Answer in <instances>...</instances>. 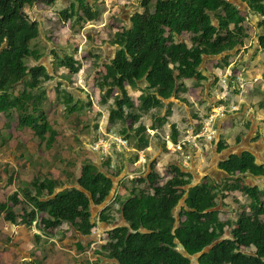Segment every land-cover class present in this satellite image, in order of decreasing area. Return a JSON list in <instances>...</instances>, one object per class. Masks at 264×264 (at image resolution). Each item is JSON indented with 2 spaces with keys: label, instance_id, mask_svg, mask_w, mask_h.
<instances>
[{
  "label": "trees",
  "instance_id": "trees-1",
  "mask_svg": "<svg viewBox=\"0 0 264 264\" xmlns=\"http://www.w3.org/2000/svg\"><path fill=\"white\" fill-rule=\"evenodd\" d=\"M38 1L0 0V113L8 117L6 127L9 128L17 117L19 129L32 130L54 159L64 161L60 157L64 146L51 149L58 134L69 133L71 125L77 130L81 127L85 134L80 139L76 137L78 144L80 140L88 139L93 131L81 115L84 99L75 96L66 86L61 89L58 85L55 89L62 96L65 107L62 116L70 125L59 123L60 117L51 122L49 110L45 108V84L57 75L72 77L80 71L82 63L67 53L64 56L56 53V69H49L44 61H40L44 48L37 46L45 43L42 38L48 37L53 25L51 20H33L27 14L26 9ZM44 1L50 5L56 2ZM61 1L65 5L61 10L62 18L81 26L97 17L101 2ZM247 2L249 9L230 0H141L139 10L128 19L129 22L120 16L122 30L114 32L104 47L105 57L96 55L90 69L99 72L96 85L101 93L105 92L101 103L114 98L109 118L112 122L122 123L118 133L127 138L132 147L141 150L151 145L145 125L136 127L145 113L152 108L161 113L162 108L168 106L164 116L153 114L154 121L163 123L176 100L188 102L180 96L188 89L187 79H193L197 88L206 89L209 80L203 67L206 57L222 55L227 65L230 57L242 48L248 38L244 26L247 15L264 16V0ZM130 4L121 0L114 3L118 13ZM245 11L250 13L244 14ZM261 26H264V20ZM185 33L191 35V43L182 38ZM258 34L264 54V32L260 30ZM61 68L68 72L60 73ZM130 89L140 90L138 104ZM207 108L211 109V105ZM191 113L201 119L198 111L192 109ZM130 121L132 125L128 127ZM155 127L153 124L151 128ZM10 138V135H1L0 146L7 144ZM239 139L240 136L237 141ZM174 141H178L176 130ZM227 147L221 139L219 151ZM106 164L112 166L109 161ZM219 168L229 175L226 180H232L223 183L222 187L201 183L188 188L194 175L178 164L172 165L171 177L163 184L153 166L146 177L134 179L130 194L121 201L125 224L108 232L109 240L103 248L107 257L117 259L121 264H194L195 258L198 264H264V184L262 187L248 185L244 183V177L239 176L249 173L264 177V162L258 163L253 153L244 151L220 161ZM4 170L10 177L9 182L12 181L14 170L8 167ZM62 170L65 179L38 173L33 180L23 183L9 195L8 201L12 205L0 201V215L6 211L7 220L15 224H32L45 213L41 218L45 232L68 224L74 231L90 236L98 223L92 219L91 201L96 205L108 201L114 189L113 177L118 172L109 174L87 157L84 164L70 163ZM138 183H148L151 191L138 189ZM234 191H241L249 198L250 210L247 211L245 205L240 206L237 220H223L217 209L218 200ZM121 198L115 196L101 210L98 221L113 222L111 211ZM183 199L185 204L176 216L175 210ZM22 200L30 208L26 206L22 214H17L13 206ZM234 200L239 202L237 198ZM228 230L231 236L224 237ZM36 237L40 235L36 234ZM252 248L255 249L252 251Z\"/></svg>",
  "mask_w": 264,
  "mask_h": 264
},
{
  "label": "rangeland",
  "instance_id": "rangeland-1",
  "mask_svg": "<svg viewBox=\"0 0 264 264\" xmlns=\"http://www.w3.org/2000/svg\"><path fill=\"white\" fill-rule=\"evenodd\" d=\"M102 1H104V4L102 3ZM115 1L116 0H101L98 6L99 12L97 14V17L91 20L90 22H87L84 26H81L79 24L74 25L72 24L73 20H64V18H62L61 10L63 9V6L61 5L60 0H56V2L51 5L45 2L44 0H40L38 2H35L32 7L26 9L27 14L33 20L37 19L41 21L45 18V20L47 19L52 21L53 27L50 28L49 32L47 33L48 37L45 36L44 33L43 38L41 36V38L44 39L45 43H39V45L41 46H37L44 48V55L40 59V61H44V63L48 65L49 69H56V53H59L62 56L67 53L68 55H74V57L76 59H79L82 63L80 71L76 74H73L72 77L57 75L54 77V79L48 81L45 84V87L47 88V100L45 102V108L49 110L48 115L51 122H54V118L60 117L59 123L70 125L69 120L62 116V111L65 107L62 103V96L58 94L55 89L58 85H60L61 89L66 86L69 91L75 93V96H80L84 99L83 104L81 105V115H83L84 117L85 124L89 126V128L93 132L92 134H90V137L88 139L80 140L78 144L76 143V137H79L80 139V136L82 134H85L83 133V129L81 127L77 130L71 125L69 128V133L58 134L57 142L52 146L51 149L53 150L55 148H63V146L65 148V146H67L68 149L64 150L63 148V151L60 153V157L64 158V162L61 158L54 159L53 154L51 152H48V149H46L45 146L42 145V143L39 139H37V136L32 130L19 129L17 117H15L11 121V125L9 128L6 127L5 123L8 120V117L3 113H0V136L3 134H5L6 136H11L7 144L0 146V180H2L0 182V200L2 203L7 202L9 203V205H12V202L8 201L9 195L14 190L22 186L23 183L26 184L33 180L38 175V173L44 174V176H46V174H50L54 177H62L65 179L66 175L65 173L63 174L62 169L65 167L68 168L70 163H76L77 166L84 164L85 157L96 161V163L101 166V169L105 172H109V174L118 172V175L114 176V180L117 185L113 189L108 201H106L102 205H96L94 201H91L94 211L99 210L106 203L110 202L111 199H113L115 196L120 195L124 197L129 194L130 190L133 188V179H135L136 174L142 172L145 173L146 171L147 173L149 172L150 166L153 165L152 160L155 159V157H158L159 154L162 152L160 151L157 153L160 148L165 153L166 150H168L169 152H179V155L182 156V158H178L181 163L188 162L187 164H189V166L192 165L190 157H192V153L195 155L196 148H194V143L186 142V144H181V149L178 150L175 149L177 145L171 144V141L174 140L173 137L175 130L179 135L180 141L182 142L184 141L183 139H185V137H189L190 135L194 134L192 132L194 130V125H192V123L195 124L198 122L197 118H190V104L188 105V102H181L180 100H176V103L180 105L175 103L173 106H171V111L169 115H167V118L163 123L156 120L154 121L153 114L157 113L158 115L164 116L167 113L166 111H168L169 109L168 106L163 107L161 113H158V109L152 108L150 111H148L142 116L141 120L138 123H136V127L140 124L145 125L147 129L146 133L149 134V136L151 137V142L154 148L153 150H150L151 148H146L150 150V152H148L149 154H144L145 158L143 159L145 162L141 166H135L138 170H132L131 172L134 173H131V176H128L126 179L124 178L126 174V171H124V167L126 166L124 165L123 158L125 156L122 154L124 150L117 152V150L112 147L111 150L107 152L103 151L102 155L97 154L98 156L90 150L92 149L91 147L95 142L104 145L113 141L125 139V137H121L118 133V131L123 127L122 123L120 121L112 122L109 118V110L110 106H112V104L114 103V98L110 97L108 99V103H101V100L105 97V92L101 93V90L96 85V81L99 77V72L90 69V66L96 59V55L101 54V58L105 57L106 53L104 47L108 45V41H111L114 32L120 29L122 30L121 27L123 26V23L120 21V18L117 17L111 19L113 18V16L111 14L109 15V11L112 12V7ZM121 2L131 3L130 7L132 9L136 8V10L137 7L141 5V0H121ZM131 8L128 9V17H130V15L132 14L133 10H131ZM246 12L247 11H245V13ZM248 13L250 12H247V14ZM117 15L118 12L114 14L115 17ZM245 25L246 24H244V26ZM245 29V33L248 35V40L245 39L243 47L238 52L239 54H237L235 57H232V60L234 62L237 61L238 65L248 61L252 57V51L256 47V41H258V36L256 34L257 28L252 22H249L247 26H245ZM182 38L188 43H191L190 34L185 33ZM70 39H72L73 41H71ZM69 40L72 45L69 43ZM253 57L255 61H258L260 57V52L256 53ZM205 62L207 64L205 63L203 67L207 69V72L211 66H213L214 68L216 67V69H218V67L221 68L227 63L224 56L220 57L219 59L214 58V60H206ZM59 71L60 73H67L68 69L61 68ZM259 82V80L253 81L251 82V84L252 86L256 85V83L258 85ZM216 84V80L213 79L211 85L212 94L210 93L208 95L207 89L201 90L199 87L197 88L194 85L193 79L186 80V86L188 89L187 91L180 93L181 97L186 98L189 102L194 104L195 109H199L202 112L204 118L210 115L214 111V108L216 106L215 102L217 100L212 95H215V97H220L226 94L228 95V93H230V97L228 96L230 98L228 103L235 102L236 104H240V107H238L237 105L233 106V111L227 110L225 113V119H219L218 121H214L216 128L213 134V137L215 138L214 140H208L206 136L202 138L203 140H207L209 142V145L206 148L208 156L206 158L207 160L203 162V166L205 167L203 168L202 173H200L198 170H195V174L196 172H198V174L197 179L194 181L193 184L201 183L202 181L206 182L209 179L210 183L216 182L213 176H216L219 179L222 178L218 175H212L210 173L211 170H209L210 166L212 167V162L215 163L214 165L219 164L217 158L221 156L219 154L220 152L216 150L212 152L211 150L212 146L215 145V141L217 139L219 140L220 138H223L224 141L232 143L231 145L235 146L236 150L245 146L253 147V143H264V119L253 120L252 116H249L252 113L254 117H256L257 114H261V117L264 118V93H255L253 94V97L250 95V93L246 94L244 102L240 103V99L237 98V90L239 91L237 87L231 85L229 89H227V85L220 86L221 84ZM241 85L244 86V83H239L240 87ZM254 88L255 87L245 90V92L243 93L245 94L249 91L251 92V90ZM208 90L211 89L209 88ZM130 92L132 93L134 100L138 104V97L141 93L140 90L130 89ZM203 97H207V99L205 100L210 101L209 105L212 106L211 109H207L208 105L206 106L200 103V100ZM204 98L202 100H204ZM236 112L238 113L235 114ZM84 113L86 114L84 115ZM216 117L217 116H215L214 119H216ZM248 121L250 123L249 125H247ZM252 121L254 124L252 123ZM206 123L207 119L204 120V123L198 124L202 127V129L200 128V130L203 131L206 128ZM153 124L156 125L154 129L151 128ZM127 125L128 127H131L132 122H128ZM219 128L221 129L220 132ZM239 136L240 139L239 141H237ZM197 142L200 141H195V143ZM123 143L125 145H129L128 142ZM70 147L72 149H70ZM64 151L65 153H63ZM23 152H26L27 155L25 156ZM183 152L185 153L184 155H182ZM188 152H192L190 156L187 155ZM126 153L132 155V160H135V152L126 151ZM258 155L260 156V160L263 161L264 149L260 150ZM183 156L185 158H183ZM179 160L177 161V163L179 162ZM193 160L196 159L193 157ZM108 161L110 162V164H112V166L109 167L108 164H106V162ZM194 162L199 163L198 160ZM4 166H7L9 169L14 170V174H16L15 168H17V172H19V177H13V180L10 181L9 184H7V182L9 181V175L5 173L3 177ZM78 168L81 169V167ZM191 170L193 171L194 169ZM156 171L161 176L160 182L162 184L165 183L171 177L172 174V171L170 170V166L168 164L166 165V170H161L160 172L158 170ZM239 176L244 177V183L246 182L250 185L255 184L259 187H262L264 184V177L262 176L255 177L251 174H248V177H246L245 175ZM120 182L121 185H124V188L118 191L117 186L120 185ZM228 182L231 183L232 180H225L222 183ZM136 186L138 187V189H145L146 191H151L148 188V183H138ZM234 198H237L239 202H236ZM122 200L123 199L121 198V200L118 201V204H116V206L112 210V215H114V217L117 219H120L121 208L119 207L121 206ZM249 203V198L245 194H243V192H227V197L224 199L220 198V200L218 201L217 209H220L221 219H232L234 221L238 219V216L240 214L238 209H240V206L245 205V209L247 211L250 210ZM181 205H183V203H181ZM181 205H179L175 210L176 215L179 214V209ZM24 207H26V201L24 200L20 202V204H14L13 206L15 212L19 214L23 213ZM3 213L6 214V211H4ZM3 216L0 218V228H3L2 226L5 223L11 224L9 220H7L6 218L4 219ZM39 216V222H37L36 225H39L43 214H40ZM118 226L119 225H115L114 228ZM104 229H106L105 226L103 229L102 226H98L94 230V233L95 235H97V237H104L103 239L101 238L99 241V243L101 242L102 248L106 247V243L109 240V234L105 232L106 230L103 231ZM68 232L69 229L67 228V226L61 225L54 228L53 236L57 239V241L61 242L60 240ZM3 234L5 233H2L1 235L3 236ZM227 234L231 236L230 230L227 231ZM71 238L74 239L73 236H71ZM77 241L81 240L78 238ZM97 243L92 244L91 248L89 249L91 253L94 252V247H96ZM254 249L255 248H252V251ZM36 261L38 260L36 259ZM85 264H89V262H85Z\"/></svg>",
  "mask_w": 264,
  "mask_h": 264
},
{
  "label": "crops",
  "instance_id": "crops-1",
  "mask_svg": "<svg viewBox=\"0 0 264 264\" xmlns=\"http://www.w3.org/2000/svg\"><path fill=\"white\" fill-rule=\"evenodd\" d=\"M230 1L233 2L234 4L238 5L239 7L249 9V4H248L247 0H230ZM60 3L63 7L65 6L61 0H60ZM130 8H131L130 6L124 7L123 12L118 13V15L114 18H117V17L120 18V16L122 15L124 18L125 17L127 18L126 22H129L128 19L130 20L131 17L133 16L134 12L139 10V7H137V10H136V8H133V9L131 8V10H133V11H132V14L130 15V17H128L127 13H128V9H130ZM109 12H110L109 15L111 14L112 16L117 12L114 4L112 7V12L111 11H109ZM244 14H247V12L246 13L244 12ZM249 15H247V18L245 21V24H246L245 26H247V24L249 22H252L254 24V26L257 28L256 34L259 37L258 32L260 30L262 32H264V26H261V21L264 20V16H261L260 14H252L250 16ZM114 18H111V19H114ZM259 43L260 42H259V38H258V41H256V47L252 51V57L248 61H246L240 65L237 64L238 63L237 61L234 62L232 60V57H235L237 54H239L238 53L239 51H238V52H235L230 57L227 65H224L221 68L218 67V69H216V67L214 68L213 66H211L210 69L208 70V72L206 69L204 71V73L209 77V81L206 82V89L208 91L207 94L209 95L212 92V86L211 85H212L213 79L216 80V83H217L216 85H218V84H221L220 86L227 85V89H229V87L231 85L237 87L239 89V91L237 90V94H238L237 98L240 99L239 100L240 103L244 102L246 94L250 93V95L253 97V94H255V93H259V92L264 93V54H263V51H262ZM258 52H260V57H259L258 61H255L253 56H255V54ZM220 57H222V55H219L218 57H206L205 61L206 60H209V61L214 60V58L219 59ZM205 61H204V63H206ZM187 80H190V79H187ZM257 80L260 81L258 83V85L256 83V85L252 86L251 82L257 81ZM239 83H244L245 86L240 87ZM215 87H214V89H215ZM252 87H255V88L252 89L251 92L249 91L245 94L243 93V92H245V90H248ZM209 88L211 90H208ZM240 93H242V94H240ZM212 96L217 100L215 102L216 106L223 105V106L227 107L228 110H231L232 106L237 105L238 107H240V104H236L235 102L234 103L233 102L228 103L230 100V98H229L230 93H228V95L226 94V95L220 96V97H215V95H212ZM202 99L200 100V103L202 105H206V106L209 105L210 101L205 100V99H207V97L204 98V100H202ZM187 104L188 105L190 104L189 105V113H190L191 119H194V117L191 113L192 109L198 111L201 115V119L200 120L197 119V121H198L197 123H195V124L192 123V125H194V130L192 132L194 134L190 135L189 137H185V139H183V140L189 139V143H194L193 144L195 146L194 148H196L195 155L192 152H188V154H187L190 156L192 153V157H190L192 165L189 166V164H187L188 162L187 163L186 162L181 163V161L178 159V158H182V156L179 155V152H174V151L169 152L168 150H166V153H165V152H163V150L161 148L157 151V153L160 151H162V152L159 154L158 157H155V159H153L152 162H153L154 167L156 165L155 169L158 170L159 172L161 170H166L167 164L170 166V169H171L173 164H178V165H181L182 168L185 169L186 171L192 172L194 175V180H193L192 184L187 186L189 188L190 186H193L196 184H201V183H207L208 184V183H210V179H209L206 182L202 181L201 183L193 184L194 181L197 179V174H198V172H196V174H195V170H198L200 173H202L203 168L205 167V166H203V162H205L207 160L206 158L208 156V152L206 151V148L209 145V142L207 140L202 139L204 136L203 137H195V136L202 132V130H200V128L202 129V127H201V125H198V124L204 123V120L207 119L209 117V115L204 118L202 115V112L199 109H195V106L193 103L188 101ZM178 105H180V104H178ZM211 108H212V106H211ZM237 113L238 112H236L235 114H237ZM249 116H252L253 120L254 119H256V120L264 119L261 117L262 116L261 114H257V116L254 117L253 113H252ZM225 118L226 117L224 115L222 117H219L218 120L219 119L223 120ZM252 123H253V121H252ZM258 123H259V121H258ZM249 124L250 123L248 121L247 125H249ZM220 131H221V129L219 128V132ZM218 135H219V133H218ZM173 139H174V137H173ZM178 139H179V135H178ZM221 139L223 140V138H220L219 140L217 139L215 141L216 142L215 145H213L212 149H211L212 152L215 150L220 152L219 154L221 156L217 158L219 162L227 159L232 154H241L244 151H250L251 153H253L255 155L256 161L258 163L264 162V160L263 161L260 160V158H259L260 156L258 155L259 151L264 149V143L263 142L253 143L252 144L253 147L245 146L243 148L236 150V147L231 145L232 143L225 141L228 144V147L222 151H219L218 143ZM197 140H199L200 142L195 143V141H197ZM179 141H180V139H179ZM172 142H174V141L172 140L171 144H172ZM147 148H151L150 150H153L154 147L152 145V142H151V145ZM258 148H259V151H258ZM145 149H143V157H142L140 155L141 154L140 152L142 151V149L137 150L134 147L123 148L124 152L122 154L125 156L123 158H124V165L126 166V167H124V171H126V174L124 176L125 179L128 176H131V173H134V172H131L132 170H135V171L138 170V169H136L135 166H141L145 162L143 159V158H145L144 154L150 152V150H148V149L145 150ZM90 150L95 155H97V154L102 155V153L99 151H94L93 149H90ZM118 151L119 150H117V152ZM126 151L127 152H135V154H136L135 160H132L133 156L126 153ZM184 154L185 153L183 152L182 155H184ZM193 157L196 160H198L199 163H195L194 161H196V160H193ZM183 158H185V157L183 156ZM178 160H179V162L177 163ZM214 164L215 163L212 162V167L210 166V169H209V170H211L210 173L212 175L221 176L222 178L219 179L218 177L213 176L215 178L216 182H213L210 184H214L218 187H222L223 186L222 182H224L229 177V175L225 171H223L221 168H219V164L218 165H214ZM152 166H150L149 171H150ZM6 167L7 166H4V168H3V177L5 175L4 169ZM15 169H16L15 176L19 177V172H17V168H15ZM191 169H194V170L192 171ZM139 171H141V170H139ZM146 173H147V171L145 173H143V172L137 173L135 179L139 176L146 177L149 172L147 174ZM248 174H245V176L248 177ZM240 175H242V174H240ZM251 175H253V174H251ZM9 178L10 177H8V179ZM124 178H123V180H124ZM1 181L2 180H0V182ZM9 183L10 182L8 181L7 184H9ZM119 184L120 185L117 186L118 191L122 190L124 188V185L123 184L121 185V182ZM116 185H117V183L114 184V188L116 187ZM248 185H250V184H248ZM253 186H256V185L254 184ZM16 190H18V188ZM16 190H14V191H16ZM131 190H130V192H131ZM130 192H129V194H130ZM129 194H127V195H129ZM126 196L122 197V199H124ZM186 196H187V194L185 195V198H186ZM111 200H113V199H111ZM108 203H106L104 206H102L97 211H94L93 207L91 208L92 219L97 220V222H98L97 227L102 226V229H103L105 226L106 229H104L103 231L106 230L105 231L106 233H108L110 230H112L115 225H121V226L124 225L125 221H126V220H124V217L122 214H120V219H117L114 217V221L111 223H107L104 221H98L99 213ZM181 203H183V205L185 204L184 199L182 200ZM181 203H180V205H181ZM116 204H118V203H115V206H116ZM26 206L28 208H30V205L29 206L26 205ZM179 211H180V209H179ZM175 213H176V211H175ZM17 214H19V213H17ZM41 214H43V216L46 215L45 213H41ZM2 216L5 219L4 213H2L0 215V218ZM176 216H179V214ZM39 217L40 216H38V219H39ZM9 222L11 224L5 223L2 226L3 228H0V235L2 233H5V234H3V236L2 235L0 236V264H79V262H80V264H85V262H89V264H121L117 259L107 257L106 253L103 251L104 249L101 246V242L99 243L100 239L101 238L103 239L104 237L99 238V237H97V235H95L94 230L96 227L93 229L92 234L90 236H88V235L81 234L79 231H74V229L72 227H70L68 224H62V225L67 226V228L69 229V232L66 233L63 236V238L60 240L61 242H59L53 236L54 235L53 234L54 228L49 229L47 232H45L44 229L41 227V221H40L39 225H36L37 222H39V220H36L32 224H26V223L15 224L11 221H9ZM36 234L40 235V237L37 238ZM71 236H73L74 239L71 238ZM227 236H230V235H228L227 231H226L224 237H227ZM78 238L81 241H77ZM94 243H97V244H96V247H94V252L91 253L89 249L91 248L92 244H94ZM36 259L38 261H36Z\"/></svg>",
  "mask_w": 264,
  "mask_h": 264
},
{
  "label": "clouds",
  "instance_id": "clouds-1",
  "mask_svg": "<svg viewBox=\"0 0 264 264\" xmlns=\"http://www.w3.org/2000/svg\"><path fill=\"white\" fill-rule=\"evenodd\" d=\"M220 106H222V105L216 106V107L214 108V111H213V112L209 115V117L207 118V123H208V122L210 121L211 117H215V116H217L216 119H214L213 122H211V123L209 124V127L212 128L214 131L216 130V128H215V124H214V121H215V120H218L219 117L224 116L225 113H226V111L228 110V108L225 107V111L223 112V114H219V113H218V108H219ZM231 110H232V111L234 110V107H233V106L231 107ZM207 123H206V125H207ZM209 134H212V138H209V136H208ZM213 134H214V133L205 132V130H203L200 134H197L195 137H203V136H206L208 140H211V141H212V140H214ZM120 136H121V135H120ZM121 137H122V136H121ZM124 140H125L126 142H128L129 145H125V144H123V143L114 142L113 145L110 147L109 150H111V148L114 147L115 150L122 151L123 148L132 147V145H130V143H129V141H128L127 138H125ZM173 141H174V140H173ZM186 142H189V139L184 140V141H182V142L179 141V139H178V141H174V142H172V144H174V145H177V144H179V143H181V144H186ZM95 143H96V142H95ZM93 145H94V144H93ZM93 145H92V147H91L92 149H93ZM175 149H176V148H175ZM93 150H95V149H93ZM109 150H108V151H109ZM177 150H178V149H177ZM95 151H99V152L102 153L101 150H95ZM141 152H143V149H142ZM141 152H140V153H141ZM138 153H139V152H138ZM140 155L143 156V153H141Z\"/></svg>",
  "mask_w": 264,
  "mask_h": 264
},
{
  "label": "built area",
  "instance_id": "built-area-1",
  "mask_svg": "<svg viewBox=\"0 0 264 264\" xmlns=\"http://www.w3.org/2000/svg\"><path fill=\"white\" fill-rule=\"evenodd\" d=\"M245 86V85H244ZM243 85H241V87H244ZM225 111V106H220L219 108H218V113L219 114H223V112ZM213 120H214V117H211V119H210V121L207 123V125H206V128L204 129L205 130V132H210V133H214V130L212 129V128H210L209 127V124L211 123V122H213ZM209 136V138H212V134H209L208 135ZM114 142H118V143H123V142H126L124 139L123 140H117V141H113V142H110V143H108V144H101V143H98V142H96V143H94V145H93V149H95V150H101L102 152L103 151H108L109 149H110V147L113 145V143ZM124 144V143H123ZM176 149H181V143H179V144H177V147H176Z\"/></svg>",
  "mask_w": 264,
  "mask_h": 264
},
{
  "label": "water",
  "instance_id": "water-1",
  "mask_svg": "<svg viewBox=\"0 0 264 264\" xmlns=\"http://www.w3.org/2000/svg\"><path fill=\"white\" fill-rule=\"evenodd\" d=\"M113 229H114V228H113ZM196 257H197V256H196ZM196 261H197V260H196V258H195L194 264H198Z\"/></svg>",
  "mask_w": 264,
  "mask_h": 264
}]
</instances>
